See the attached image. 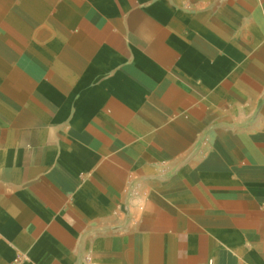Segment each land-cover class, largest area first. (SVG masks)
I'll return each instance as SVG.
<instances>
[{
  "label": "crops",
  "instance_id": "0c3cea01",
  "mask_svg": "<svg viewBox=\"0 0 264 264\" xmlns=\"http://www.w3.org/2000/svg\"><path fill=\"white\" fill-rule=\"evenodd\" d=\"M0 264H264V0H0Z\"/></svg>",
  "mask_w": 264,
  "mask_h": 264
}]
</instances>
